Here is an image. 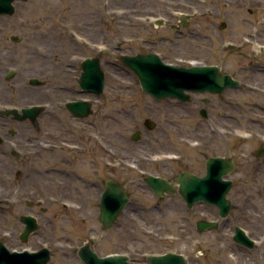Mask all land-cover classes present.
<instances>
[{
	"label": "flooded vegetation",
	"instance_id": "1",
	"mask_svg": "<svg viewBox=\"0 0 264 264\" xmlns=\"http://www.w3.org/2000/svg\"><path fill=\"white\" fill-rule=\"evenodd\" d=\"M17 1L20 0L15 2ZM15 2L12 15H0V31H4L6 25H9V29L14 26L10 18L16 11ZM171 28L176 30L179 27L178 24H173ZM250 36L253 40L258 35ZM13 37L18 39L15 41ZM7 40L13 43L22 41L21 37L15 34H8ZM148 41V38H143L142 42ZM226 47L229 53L227 55L205 56L208 59L201 61L197 57H188L173 63L182 67L196 64L214 67L211 71L212 88L184 91L185 100L179 98L156 100L154 113L159 114L162 111L163 118L160 119L156 114L160 124L157 126L154 120L158 131L155 139L166 140L168 137L170 139L168 148L160 145L154 148L148 146L157 149L156 151H129L130 145L122 135L117 133L112 136L106 113H102L101 110V107H105L99 98L102 94L98 96L93 91L85 92L79 85L82 61L97 58L104 72L105 87L103 66L106 60L103 56L107 53L82 57L79 54H77L79 56L70 55L62 62L63 68L55 67L52 62L44 63L41 85H39L44 89L39 102H25L31 98L16 88H9L12 94L2 97L0 87V98L7 100V102L0 101V159L4 157L9 160L7 173L10 175L11 185L10 215L12 220L15 218V222L18 220L21 227L18 230L7 229L2 232L4 236L21 242L20 237L26 231V224L22 221L25 216L34 218L37 225L35 232L27 234L26 243L42 226L45 228L56 220L58 223L66 224H73L76 221L84 224L98 222L100 224L98 234L94 232L95 228H90L87 237L81 240L77 247L74 242H69L66 238L62 240L63 244H70L69 249L75 253L79 261L81 259L78 250L86 246L100 256L121 254L126 255L129 262L146 264L142 243L133 235L129 238L127 236L129 230H135L134 227L122 226L121 223L138 222L139 219L144 221L140 212H148L152 220L166 217L172 223L183 222L185 228L183 230L188 231L190 224H194L195 232L200 235L202 233L198 230L200 221L218 220L220 217L216 204L196 200L189 205L179 193L183 179L181 176L205 178V185L212 190H222L224 180L229 181L230 192L235 185L234 176L240 172L242 165L240 159L244 158L246 161L243 166L252 163L264 165V154L257 156L258 151H264V145L261 144L253 149L249 161L241 150V145L245 143L244 139L253 138L254 135L259 134L264 141L263 125H260V130L256 131H253L254 128H247V124L240 125L241 118L249 117L254 125L262 120L251 115L264 117V49L259 48L255 50L256 54L253 56L245 57L240 55L241 46ZM126 53L133 55L131 50ZM242 57L247 58V61L241 63ZM53 62L59 63L57 60ZM14 68L15 66L11 65L2 74L5 80L10 79L8 76ZM63 74H67V77L65 78ZM14 75L15 72L12 77ZM70 77L74 78L71 82H67ZM30 78L27 83L34 87L30 84ZM22 88L25 91H32L27 86ZM242 91L258 94L260 98L242 104ZM62 94H67L71 98L64 102ZM82 99L89 102L90 114L80 118L68 110L66 103ZM162 102L163 104L160 105ZM96 103L101 104L100 110L97 109ZM37 104L42 105V109L33 111L36 112L35 116L24 112V109ZM257 109L261 114L256 112ZM62 114L66 116L63 117ZM99 127H103L104 130H100ZM143 128L145 131H151ZM137 131L139 141L142 130L136 129L134 132ZM242 131L245 135H242ZM132 137L133 135L131 140L137 142ZM149 175L165 180L170 185L171 194L157 196L144 181ZM108 182L117 185L129 200L119 211L113 225L103 229L100 220V203ZM139 192L150 193L155 201L152 204L144 203L141 200L144 194ZM135 194L138 196L136 199ZM167 197H172L173 201L161 206L160 201ZM2 204L3 199H0V212L3 211ZM53 207H56L57 211L50 216L48 210ZM187 223H190L189 226ZM218 225L217 223L216 228L219 227ZM114 226H116V235L113 238H104V233ZM80 239L81 237L78 238ZM104 240L113 251L100 254L98 246ZM170 251L158 253L164 254ZM142 255V259L138 258ZM186 259L190 264L187 257Z\"/></svg>",
	"mask_w": 264,
	"mask_h": 264
},
{
	"label": "rangeland",
	"instance_id": "2",
	"mask_svg": "<svg viewBox=\"0 0 264 264\" xmlns=\"http://www.w3.org/2000/svg\"><path fill=\"white\" fill-rule=\"evenodd\" d=\"M15 8L10 18L14 26L9 29V25H6V29L0 31L2 97L12 94L9 88H16L31 98L25 102H39L44 87H31L27 81L30 77L41 79L44 63L52 62L55 67L63 68L62 62L70 55L94 56L99 54L100 49H105V87L99 97L105 107L96 103L97 109L101 107L102 113H106L112 136L118 133L129 143V151H156L152 148L158 145L168 148L170 139H155L157 127L151 131L143 128V121L148 117L159 126L156 114L162 119L163 113H154L156 100L141 91L136 77L120 61L122 52L131 50L135 54L155 51L165 62L177 63L188 57H197L201 61L210 55H227V43L241 46L240 55L251 57L256 54L258 45L264 42V0H26L15 2ZM180 14L188 18L186 26L176 30L154 24L156 19L178 24ZM221 23H226L223 29L219 28ZM8 34L18 35L22 41L10 42L7 40ZM251 34L261 38L251 40ZM143 38L149 41L142 42ZM54 60L59 63H54ZM240 61L243 63L247 58L242 57ZM11 65L15 66V75L5 80L2 74ZM63 76L66 78L67 74ZM73 78L66 81L71 82ZM25 86L32 91H25L22 88ZM61 97L64 102L71 98L67 94ZM258 98V94L241 92L242 104ZM0 101L7 102L3 98ZM256 112L261 114L258 109ZM251 116L262 122L257 121L253 125L249 117H245L240 119V125L247 124L246 127L254 128L253 131L260 130V125H263L264 130V117ZM99 129L104 130L103 127ZM136 129L142 130V136L139 141L133 142L131 136ZM244 140L241 150L249 161L253 149L264 145V141L259 134ZM240 162V172L234 176L235 185L227 196L231 201V209L225 219L219 220L218 228L203 231L199 235L194 230V224L189 223L187 231L183 230V222L172 223L166 217L152 220L150 213L140 212L144 221L139 219L138 222L121 223L122 226L132 225L135 229L128 231V238L133 235L142 243L143 255L173 250L186 256L190 264H264V165L252 163L243 166L246 162L244 158ZM8 168L9 160L1 158L0 199H3V211L0 212V241L17 250L40 248L44 244L51 250L48 264H83L69 249L70 244H63L62 240L66 238L77 247L87 237L90 228H95L94 232L98 234V222L84 224L76 221L66 224L58 223L55 219L47 227L42 226L27 243L4 236L2 232L7 229L21 228L18 220L15 222V218L12 220L10 215ZM139 193L144 194L141 196L144 203L152 204L155 201L150 193ZM134 197L136 199L138 196L135 194ZM171 201L173 198L167 197L160 201V205ZM55 211L56 207L50 208L48 214L52 216ZM57 215L60 216V213L57 212ZM235 226L242 227L257 240L252 249L233 241ZM115 228L104 233V238H113L116 235ZM98 250L104 254L113 251V248L108 247L104 240ZM143 255L138 258L142 259Z\"/></svg>",
	"mask_w": 264,
	"mask_h": 264
},
{
	"label": "water",
	"instance_id": "3",
	"mask_svg": "<svg viewBox=\"0 0 264 264\" xmlns=\"http://www.w3.org/2000/svg\"><path fill=\"white\" fill-rule=\"evenodd\" d=\"M14 0H0V14H12ZM184 25V23H183ZM225 23H221L223 28ZM13 40L18 38L13 37ZM124 65L130 69L138 78L141 89L152 95L156 99L167 97H178L185 100L184 90L200 91L211 86L213 81L211 71L214 67L193 66L190 68L175 67L164 63L157 54H137L134 56H123L121 58ZM83 73L79 79V84L86 90H93L100 94L103 89L104 79L103 72L99 66V60L87 59L82 63ZM12 75V74H11ZM9 75L8 77H11ZM31 84H38L36 79L30 80ZM89 103L87 101H74L67 103L66 106L74 116L85 117L90 114ZM39 109H26V114L35 116ZM155 123L151 119H146L144 126L152 129ZM139 133L133 136L138 140ZM259 151L257 155H262ZM184 176V177H183ZM179 193L192 204L196 200H205L210 203H216L220 210V216L226 217L230 210V200L226 194L230 188V182L224 181L222 190H212L204 183L205 178H198L192 175H183ZM146 184L152 189L157 196H164L166 193L171 194L170 185L163 179L148 176L144 179ZM128 202L127 195L121 192L120 188L112 182L107 183V188L101 199L100 220L103 229L112 226L121 208ZM22 221L26 224V231L21 235L22 242H26L27 234L37 228L35 219L25 216ZM215 222L200 221L198 230L214 228ZM234 240L248 248H252L254 242L246 236L243 230L236 227ZM78 256L84 264H132L127 261L124 255H108L100 257L92 249L82 246L78 250ZM50 251L42 248L36 252L29 251H10L2 242H0V264H48ZM149 264H188L186 258L181 254L166 253L163 255H149L146 257Z\"/></svg>",
	"mask_w": 264,
	"mask_h": 264
}]
</instances>
